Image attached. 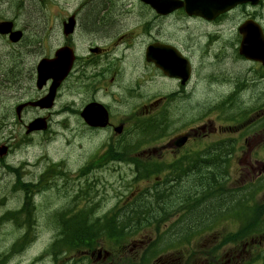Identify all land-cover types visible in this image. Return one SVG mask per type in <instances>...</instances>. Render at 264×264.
<instances>
[{"label":"rangeland","instance_id":"obj_1","mask_svg":"<svg viewBox=\"0 0 264 264\" xmlns=\"http://www.w3.org/2000/svg\"><path fill=\"white\" fill-rule=\"evenodd\" d=\"M64 2V0H60ZM125 0H116L115 5L118 7L124 6ZM103 7L105 8V15L94 22H85L90 27H95L100 24H116L118 20H123L126 15H122V12H118L117 9H110L108 5L100 2H93L90 7ZM51 5L48 0H5L2 5L0 0V17L2 12L7 14L8 18L17 22L19 29L25 31L26 38H24L20 44H12L7 40H2L0 48V103L6 101L10 97H14L13 101H16L20 97L34 98L38 100L45 96L48 92L47 89L43 92L37 88V65L43 57H49L53 54L54 49L60 44V35L58 30L53 32L51 28L52 24H58L61 22L62 16L60 14L53 16L49 13ZM239 12H242L240 10ZM264 13V11H262ZM119 13V14H118ZM121 15V16H120ZM139 12L135 17V22L149 23L152 27V33L157 36L158 31L161 30L165 39L173 41L187 50V52L197 62V69L200 73L198 84H194V88H198L199 95H189V99L178 98V101L188 110H197L200 116L197 124H212L215 129L213 130H200L198 132L199 137L195 138L193 144L204 143L214 144L220 139L225 137L228 133L229 139H237V143L233 149H229L233 156L225 158V162L222 166L217 167L213 161L201 158V166H206L201 170L200 183L197 186H193L194 176L193 173L197 168V159H194L188 166L184 167L181 172L175 173L172 184H178L179 187L168 191L166 194L172 193L167 199L159 201L161 212L172 206L179 205L186 201L190 197H196L200 193L199 201H197L190 209L188 218L184 221L177 231L191 230L198 227L199 219H195L197 213L201 216L206 214L209 208L208 203L214 204L216 214H211L210 218L201 226H205L208 223L215 221L213 228L209 231L213 233L205 234L201 237L200 250L209 248V240L215 239L218 235L216 231L228 230V227L236 228L241 226L242 221L246 216H237L234 214L240 213V211L232 212L228 207L233 203H243L246 205L254 206V210L262 222L260 225V232L264 231V177H254V170L250 169L248 172L243 171V167L246 163L239 164L238 160L234 158L242 151L250 148V145L245 142L246 139L251 142V149L255 152H259L258 160L264 161V68L246 61L239 54V46L231 44L228 47V43L218 45L211 44L206 46L205 42L201 41L205 36H199L202 31H210L213 29L218 33H221L225 37L229 34H234L238 31V26L241 20L244 19L245 14H237L236 21L230 22L228 19H224L221 22H214L208 25H199L195 22L186 23L182 18L177 17L175 23H165L162 21H155L153 14H149L146 17H139ZM57 16V17H56ZM124 16V17H122ZM118 19V20H117ZM124 21V20H123ZM88 26V27H89ZM89 27V28H90ZM120 26H116L118 29ZM93 29V28H90ZM131 31L134 32V42L141 41L142 26H131ZM239 32V31H238ZM52 34L54 37H50ZM241 37V35H240ZM233 39L235 37L233 36ZM198 40V41H197ZM79 45L82 51L86 48V45L82 40H79ZM228 54V55H227ZM131 64V63H129ZM228 65V78L225 75ZM145 70L142 68L141 74H144ZM119 79V76H118ZM226 79L230 83L224 84ZM245 79V82H244ZM242 82V84H241ZM66 84V83H65ZM64 84V85H65ZM74 94H81L83 90L82 83L73 84ZM64 85L59 91V101L55 105V109H58L62 100L68 101ZM149 91L158 90L157 85L153 80L149 83ZM136 88V87H135ZM173 88V86L171 87ZM228 94V107H218L225 100ZM74 95V96H75ZM23 102L22 99H19ZM134 101H137L135 99ZM217 105V111L215 115L209 117V119L217 116L219 119L228 122V130L231 132H223L217 129V125L214 121L211 123L205 122V118L214 111L209 105ZM80 106H77V109ZM178 104H173L171 110L178 109ZM53 108V109H54ZM122 110H127L126 106L120 107ZM76 109V110H77ZM73 110L76 117L77 111ZM58 110H55L57 112ZM37 112L29 111L25 115V118H32ZM47 115V111L44 113ZM78 118V117H77ZM61 120H65L62 123ZM71 120V121H70ZM73 123V117L70 118L68 113L58 115L54 117V123L49 132L45 133L49 144L47 145L46 152L54 158L56 154L63 155L65 160L69 163L64 167L57 166L53 162L47 163V159L40 161L43 155L38 159L39 149L34 147L28 152L29 158L32 164H38L39 170L37 174H30L26 179L20 175V168L17 166H5L2 170L0 167V214L7 208L17 209L23 206L22 196L14 198L11 191L3 190L6 180L12 182L20 192L25 193L27 196H33L34 210L29 209V213L26 215H20L19 221L13 219L8 215L0 224V255L5 253H11L14 257L11 261H6L3 264H82V260L79 254V249L68 253H54L50 250V247L59 239L61 225L69 218L72 219L76 216L82 206L90 204L93 200L98 199L106 200L102 201L106 206L114 205L122 200H138L141 196H133V192H144L147 188L146 185L135 180L137 174L128 168L133 167L132 162L120 159V160H105L99 161L104 154V150H107L110 145L117 144L115 142L108 143V133L92 136L87 133L85 127L81 124V131L78 134L73 135L71 132H65L64 137L59 136L60 127L67 125V123ZM224 127V122L220 123ZM17 125L11 127L10 132H13ZM74 128V127H73ZM198 128H196L197 130ZM176 133V132H174ZM174 133L168 136L171 137ZM3 135V131H0V138ZM127 140H139L144 136L132 128L131 131H127L123 136ZM43 138V137H42ZM257 138V139H256ZM45 139V138H43ZM68 141V143L62 144L64 147H59V142ZM1 144V141H0ZM191 144V146L193 145ZM69 145V146H68ZM52 146V149H50ZM55 146V147H54ZM229 148V147H228ZM159 151L160 148L156 147ZM146 152L154 154L153 147H148ZM26 156L25 151L22 149L16 154V159ZM173 159H169L168 162ZM253 159L252 161H254ZM83 168L82 179H80V168ZM120 167V169H118ZM249 165L247 166V168ZM250 167H254L250 165ZM67 169L72 170L71 176L65 174L64 179L60 180L58 177V185L52 184V178L54 172H64ZM117 169V170H116ZM35 170V169H33ZM213 170H217L223 173V176H219ZM260 172V169H256ZM211 172V175L209 173ZM113 173L112 178H109L107 173ZM264 173V171H263ZM244 174V175H243ZM178 177V178H177ZM262 177V175H261ZM96 178H101L102 182L98 185L94 183ZM119 178V182L116 180ZM220 180L226 182V186L221 188L216 187L215 190H207L206 188L214 181ZM250 180H252L250 182ZM244 181V184H243ZM257 182L256 185H253ZM127 183L129 187L125 188L123 185ZM24 186V188L19 185ZM119 190V191H116ZM139 193V192H138ZM182 194L178 197V195ZM196 194V195H194ZM5 195L9 197L4 201L1 198ZM116 196H119L118 200H115ZM177 196V197H176ZM26 197V196H25ZM24 198V205H25ZM209 199V200H208ZM203 201V203H202ZM77 203V204H76ZM77 206V208H76ZM150 207L153 209L155 205L151 202H145L144 207ZM201 207V210H200ZM156 208V207H155ZM145 210H149L147 207ZM228 210L227 217H224L222 212ZM158 215V212L155 211ZM252 215V212H251ZM213 217V218H212ZM156 217L154 220H156ZM212 218V219H211ZM144 220H153L151 217L143 218ZM27 220V221H26ZM136 223V222H135ZM138 223V222H137ZM229 224V226H228ZM176 231V232H177ZM257 231L252 228L243 230L244 235L256 234ZM248 239V238H247ZM162 245L159 247L162 250L167 241L170 240V235L165 237ZM129 242L131 240H128ZM259 242H254L255 245ZM18 246V251L15 249ZM7 245V251L4 246ZM264 247V241L261 244ZM136 250L132 251L135 253ZM20 255V256H17ZM254 254H247V260H250ZM122 263V259L120 260ZM129 261L130 260H125ZM192 261V260H191ZM1 264V263H0ZM86 264V263H83ZM173 264H181L179 261H175ZM191 264H193L191 262ZM194 264H205L203 258L198 255L197 262ZM228 264V260L225 262ZM252 264H264V251L262 256L259 257Z\"/></svg>","mask_w":264,"mask_h":264},{"label":"flooded vegetation","instance_id":"obj_2","mask_svg":"<svg viewBox=\"0 0 264 264\" xmlns=\"http://www.w3.org/2000/svg\"><path fill=\"white\" fill-rule=\"evenodd\" d=\"M93 2H102L108 5L111 10L117 9L118 12L120 10H128L131 12L128 13L130 14L128 16H125L127 12L124 14L125 17L122 16L124 17V21L117 19L119 23L113 25L103 23L95 27H90L85 24V22H91L92 20L97 22L106 13L105 8L103 7H90ZM115 2L116 0H83V6L78 7L75 2H69L66 6H56V2L51 0L52 6L49 8L50 13L53 16L58 14L62 15L61 22L58 24H52L51 26L52 29L56 28L60 35V44L54 49L51 57H55L56 51L64 46H72L76 54L74 67L65 79L64 84L68 82L73 84L79 82L82 83L83 87L89 94V98L86 100V103L91 101L101 102L108 109L110 117L115 119H123L127 116V113H120L118 111L119 105L122 103L127 104L130 110L142 107L145 114L162 112L165 109V101H162L161 103L152 101H141L140 103H135L134 99L136 96L141 97L143 100L159 94L163 95L164 93H167L165 91L168 89L169 82L176 87V90L172 93H176L177 98L180 97V99H182L185 95V98L189 99V95H194L195 93L199 95L200 91L198 88H194L192 86L193 78L192 81H189L187 84H183L177 79L169 78L147 58V49L153 43L160 41L172 43L176 46H179V44L165 39L161 30H159L158 35L155 36L152 33V27L149 23H141L140 21L135 22V17L138 12L140 14L139 17H146L149 14H153L155 21L161 20L163 22V20H169L172 15H174L176 19L179 11L183 13L184 16L182 19L185 20L186 23L195 22L199 25H208L210 24L209 21L202 19L203 17L200 18V16H187L184 9H177L167 14L155 12V10H153L149 5L145 6L141 0H127L123 7L116 6ZM243 9V5L238 6L236 8V12L239 13V11H243ZM226 13V18H228L230 12ZM2 19L4 18H0V20ZM65 23H68L67 31L64 29ZM133 25L142 26V40L139 42H134V32L130 30ZM88 26L93 29H90ZM116 26L120 27L116 29ZM212 31L214 30L211 29L210 31H207L206 34H204L205 31H202L198 35L205 36L207 39L212 41L213 37H208ZM79 40H82V42L86 45V48L83 51L80 48ZM201 41L204 43L205 39L202 38ZM219 42L220 44L228 43V41L224 40H220ZM209 45H211V43ZM153 52L160 53V50L156 49ZM192 59L195 64L196 83L198 84L200 73L197 69V62L193 57ZM127 63H135V67H138L139 69V72L136 75L137 82H134L138 87V94L131 89L132 86H128L131 82V77L129 76V67ZM259 66L263 68L261 65ZM142 68L145 70L144 74H141ZM225 75L228 78V65ZM152 80L158 87V90L156 91H160L157 94L154 93L156 91H149V88L151 87L149 86V83ZM48 84L42 88L41 92L46 89L48 90ZM121 85L127 86L122 93L117 90ZM229 85L230 83L228 82V87ZM61 87L62 86L59 88ZM64 89L67 95H72L74 92V88L70 84L65 86ZM59 97L60 95H58V99ZM81 106L84 107L85 105L82 104ZM195 111L197 110H188L184 106L180 110V118L182 122L186 125H191L192 129H194V125L200 118L199 114ZM85 126L92 128L86 123ZM196 126L198 128L197 131L200 133V130H206L208 124L204 123ZM251 153L252 150H249L246 155L251 157ZM201 158L204 157L199 156L196 158L198 160L197 168L201 166ZM182 169L183 168L177 170L176 173L181 172ZM248 171L249 170L247 169L246 172ZM146 207L149 209L148 211L145 210ZM146 207L140 209L142 214L139 220L153 217L152 209L148 206ZM227 251L228 263H231L241 256V251L234 247L227 249Z\"/></svg>","mask_w":264,"mask_h":264},{"label":"water","instance_id":"obj_3","mask_svg":"<svg viewBox=\"0 0 264 264\" xmlns=\"http://www.w3.org/2000/svg\"><path fill=\"white\" fill-rule=\"evenodd\" d=\"M151 0H147L150 2ZM153 3L159 8L160 11L166 13L170 8L178 7V2L175 3L173 0H152ZM169 8V9H168ZM168 9V10H167ZM252 27V23L248 24L241 28V32L243 34L242 46L240 47V53L244 55L248 59H252L254 61H259L264 64V33L262 29H252L248 28ZM10 30V26L8 23L0 24L1 32H8ZM14 40L18 38L16 36L12 37ZM157 45H154V48ZM166 56L162 58L158 55H148V59L155 62L165 73H172L177 70H182V64L177 61H173L170 58L172 56L166 51L161 52V55ZM176 56V55H174ZM170 57V58H168ZM69 67H72L71 59L69 58V54L67 53V49L63 48L57 52V58L50 60L48 58L43 59L38 66V86L42 87L43 84L49 79L54 78L55 82L50 88V95L47 99L41 101L43 106L52 105L50 102L54 98V93L56 91V87L60 84L63 79L67 76ZM82 116L88 123L93 125H105L106 116L102 111L101 105L98 103H92L88 105L84 111L82 112ZM40 125L36 127L37 129L44 128L45 123L43 121H38Z\"/></svg>","mask_w":264,"mask_h":264},{"label":"trees","instance_id":"obj_4","mask_svg":"<svg viewBox=\"0 0 264 264\" xmlns=\"http://www.w3.org/2000/svg\"><path fill=\"white\" fill-rule=\"evenodd\" d=\"M218 107L224 108L225 107V100ZM214 109L217 110V108H214ZM226 146H227V143H225V140H222V141L219 142V145H217V147H219V148H215L214 150H219V149H223L224 150ZM234 146H235L234 140L229 139L228 140V147H229L228 148V152L230 151L229 149H233ZM211 148H213V146ZM228 160H229V157H228ZM213 163L216 165V168L222 166L221 165V161H213ZM213 171L218 173L219 176H223L224 175L223 173H220L217 170H213ZM209 173L211 175L210 171H209ZM173 180H174V178H173ZM214 182H217V181H214ZM163 195L165 196V194H163ZM181 195L182 194L178 195V197L181 196ZM194 195H196V194H194ZM197 196H198V194L196 195V197ZM196 197H190V198L186 199V201L187 200L192 201ZM186 201L180 203L179 205H184L186 203ZM202 203H203V201H202ZM208 204L212 208H209L208 211L206 212V214H203V212H202V214L200 216V219L198 221V225L199 226L201 224H203V222L206 221L207 218H210L211 214L216 213L215 207H213L214 204H210V203H208ZM176 206H178V205H176ZM143 207H144V205H143V203H141L139 209H143ZM253 208H254V206H251V205H246V204H243V203H233V208L231 209L232 212L240 211V213H236V214H234V216L235 217H237L238 215L239 216H243V215L246 216L245 219L241 223V226H240L241 229L245 230L250 225V218L253 219ZM200 210H201V207H200ZM251 212H252V215H251ZM226 213H228V210L225 211V212H222L223 215L226 214ZM141 214H142V212H141ZM71 220L72 219L69 218L68 220L64 221L62 223L61 229H60V236L61 237H60L59 241H60V243L62 242L66 246L78 244V243L83 242L84 240H87L89 238V235L86 232V230L84 229V227L81 228L79 226V224H77L75 222H72ZM139 221H141V220H139ZM55 248H57V244H56Z\"/></svg>","mask_w":264,"mask_h":264},{"label":"bare ground","instance_id":"obj_5","mask_svg":"<svg viewBox=\"0 0 264 264\" xmlns=\"http://www.w3.org/2000/svg\"><path fill=\"white\" fill-rule=\"evenodd\" d=\"M126 2H127V0H125L124 1V5L126 4ZM120 13L122 12V15H124L126 12L127 13H130L131 11H122V10H120L119 11ZM157 21H161V20H157ZM163 22H165V23H169V24H173V23H175V20H163ZM202 37V36H201ZM205 40H207L206 42H205V45L206 46H210L209 44L211 43V44H215L216 46L218 45V41H217V39L215 38V37H213V39H212V41L211 40H209V39H207L206 37H205ZM203 157L206 159V160H209V161H221V165H223L224 164V162H225V158L223 157V155H221V154H218V155H214V154H208V155H203ZM19 186H21V188L23 187L24 188V186H22L21 184L19 185ZM164 196V195H163ZM143 203V205H145V202H142ZM152 211H153V217H152V219L154 220L156 217H158V215H156L155 214V211H157L156 210V208L154 207L153 209H152ZM190 212V211H189ZM216 214V213H215ZM189 216V215H188ZM188 216H187V218H188ZM186 218V219H187ZM213 218V217H212ZM211 218V219H212ZM185 219V220H186ZM195 219H200V215L197 213V215H196V218ZM210 220V219H209ZM209 220H206V221H209ZM206 221H204V222H206ZM203 222V223H204ZM184 223V222H183ZM177 232H179V231H177Z\"/></svg>","mask_w":264,"mask_h":264}]
</instances>
